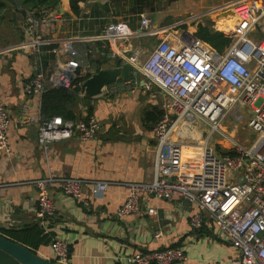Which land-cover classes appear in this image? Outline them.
I'll list each match as a JSON object with an SVG mask.
<instances>
[{
	"label": "built area",
	"instance_id": "1",
	"mask_svg": "<svg viewBox=\"0 0 264 264\" xmlns=\"http://www.w3.org/2000/svg\"><path fill=\"white\" fill-rule=\"evenodd\" d=\"M228 9L236 15L234 27L228 32L219 28L217 24L221 18L218 19L217 15L214 25L232 37V42L222 52L200 38L196 30L175 32L170 26L159 27L151 16L144 13L139 28L133 29L128 23L117 21L92 39L121 41L139 36L155 37V46L146 57L141 50L132 53L113 51L123 63L132 64L148 79L147 87L156 84L166 93L164 114L153 128L158 148L154 176L150 181L127 183L129 195L119 206L118 215L140 214L144 193L169 200L181 197L198 207L190 218L192 229L202 228L205 213H208L223 235L240 251L237 263L264 264V0H231L213 10L218 14ZM49 10L43 9L41 15L35 8L27 10L29 29L45 33L52 31L59 13ZM206 13L198 15L201 16L199 19ZM80 39L83 37L38 38L13 45L61 43L55 51L66 56L53 72L37 71L25 86L26 94L41 96L48 86L71 89L82 84L83 81L74 84L82 68L74 46V42ZM135 83L134 79H121L110 84L108 89L117 92ZM240 102L245 104H238ZM234 106L252 109L248 126L257 132V137L250 146L243 145L222 129L223 119ZM241 117L242 120L246 117L245 110ZM192 118L202 121L200 124L189 123L195 126V132L201 137L188 134L194 129L189 125L184 132L190 139L181 141L179 136L183 132L180 134L179 129ZM18 121L38 125V142L45 150L55 142L74 136L83 141L94 139L101 127L95 116L80 120L64 119L61 115L47 118L42 114L30 115L27 106ZM11 124L8 109L0 101V152L4 154H10L12 150L9 140ZM204 125L210 126L206 137ZM218 135L225 137L229 145L219 149L220 140L212 143ZM198 155L197 169L189 177H184L187 164ZM56 180L49 175L33 181L39 189L38 210L51 221L58 216L51 191ZM59 183L65 195L87 205L90 203L85 195L87 187L94 197L104 195L108 188L105 181L76 176L65 177ZM148 212L153 214L156 208L150 207ZM47 226H44L46 232H51ZM160 235L157 233L156 237ZM50 249V256L40 253L55 264H72L68 239L56 235ZM185 258L184 249L177 246L137 250L126 257L130 264H175Z\"/></svg>",
	"mask_w": 264,
	"mask_h": 264
},
{
	"label": "crops",
	"instance_id": "2",
	"mask_svg": "<svg viewBox=\"0 0 264 264\" xmlns=\"http://www.w3.org/2000/svg\"><path fill=\"white\" fill-rule=\"evenodd\" d=\"M99 1L102 2L100 4L109 2ZM180 1L172 2V5ZM95 2L98 0L81 2L82 12L77 15L71 8L70 0H61L57 8L49 10L59 13V18L48 33L30 30L27 18L16 14L14 8L5 13V19L0 20V101L5 104L12 119L9 130L12 150L10 154L0 152V228H21L35 222L48 225L57 236L68 239L72 264H130L126 257L133 252L164 246L184 249L185 260L175 264H241L237 263L240 251L220 233L211 215H205L202 228L192 229L190 218L198 207L181 197L169 200L144 193L140 214L118 215L119 206L129 195L127 183L150 181L155 171L158 148L153 128L157 117L164 111L166 93L156 84L147 87L148 79L140 71L137 76L130 77L136 80L131 87L117 92L107 87L103 94L91 97L89 104H78V119L95 116L100 121L101 127L94 139L83 141L74 136L55 142L45 150L38 142V125L18 121L24 115L26 106L30 115L42 114L41 96H29L25 92L28 81L39 70L48 74L53 72L66 56L55 51L61 43L13 45L38 38L50 40L82 36L83 39L74 42L82 64L79 78L86 76L91 68L83 61L84 55L92 54L93 58L99 59L113 50L130 53L141 50L145 54L147 46L143 40L146 36L111 41L92 39L98 35L95 33L81 35L75 32L74 23L81 20L84 13H90ZM215 15L221 18L219 25L225 23L234 27V11L228 9ZM109 17L115 18L111 14ZM93 18L88 17L87 20ZM151 18L156 26L163 27L153 16ZM111 23L113 21L104 27ZM69 25L72 30L70 27L66 30ZM139 26L140 21L137 28ZM213 30L220 31L216 27ZM154 46L155 43L152 49ZM8 47L9 50H6ZM107 48L109 51L106 52ZM84 95L82 91L81 96ZM183 127L179 129L180 134L183 132L179 139L186 141L190 138ZM191 127L199 137L195 126ZM197 163L194 158L187 164L184 177H189L197 169ZM49 175L58 179L51 186L58 207V216L52 221L40 214L39 189L33 183ZM69 176L105 181L108 188L104 195L94 197L87 187L85 195L90 199L87 205L62 192L59 180ZM150 207H155L156 212L149 214ZM157 233H161L160 237H156ZM38 252L50 256V246Z\"/></svg>",
	"mask_w": 264,
	"mask_h": 264
},
{
	"label": "trees",
	"instance_id": "3",
	"mask_svg": "<svg viewBox=\"0 0 264 264\" xmlns=\"http://www.w3.org/2000/svg\"><path fill=\"white\" fill-rule=\"evenodd\" d=\"M85 1L87 0H70L71 8L75 14H81L82 8L80 3ZM155 1L158 0H110L109 2L103 4H100V2H95L93 3L90 13H84L82 19L74 23L76 28L75 32L81 35L94 33L100 35L106 24L110 23L111 21L117 22L116 16L118 15L129 14L130 16L133 15L140 17L148 10V8L152 11H155L156 8L152 5V3ZM167 1L174 2L177 0ZM60 3L61 0H0V20L5 19V13L12 8H14L16 14L20 13L23 18H26L27 10L35 8L38 10V15H41L43 9H55L60 5ZM122 8H124V10ZM109 14H112L115 16V18H110ZM88 17L94 18L89 21L87 20ZM225 21L230 22V20ZM220 27L231 29V27L225 23L220 25ZM196 34L221 52L224 51L225 48L232 42V37L225 35L221 31H214L210 26L205 24L199 25ZM23 38L24 35L22 39ZM77 51L79 54L78 49ZM105 51H109V48H107ZM77 58L81 60L79 56ZM83 59L85 63L89 64L92 68H96L97 70H99L101 66L109 60V58L106 56V53L103 58L95 59L92 57V54H88L84 55ZM116 60L119 64L122 62L120 57H117ZM88 76L89 74L76 79L74 84L77 85L80 81H83L84 78H87ZM77 87L71 89L63 86L46 87L41 95L42 116L49 118L52 116L61 115L64 119L80 120L78 119L79 115L77 114L78 104H81L82 102L87 104L90 102L91 97L87 95L82 97L81 92L77 91ZM163 114L164 111L159 114L157 117V122L162 118ZM89 117L90 116H88V118ZM0 232L10 236L15 240L27 244L34 250V252H38L40 249L50 246L52 240L56 236L54 231L46 232L45 227L40 222L27 224L21 228H0ZM53 263L55 264V262Z\"/></svg>",
	"mask_w": 264,
	"mask_h": 264
},
{
	"label": "rangeland",
	"instance_id": "4",
	"mask_svg": "<svg viewBox=\"0 0 264 264\" xmlns=\"http://www.w3.org/2000/svg\"><path fill=\"white\" fill-rule=\"evenodd\" d=\"M228 1L229 0H181L179 3H175L174 5H172V2H168L167 0H158L152 3L156 10L152 11L148 8L146 12L151 13L149 16H153L159 25L170 26L175 32L187 29L197 31L199 25L203 23L214 29L216 15L214 12L215 10L212 11V9L215 6L218 7L219 5H224ZM98 2L102 3L99 0ZM122 9L124 10V8ZM202 13L206 14L202 19H199L201 16L198 15H201ZM191 17H193V19ZM116 20L128 23L133 29H137L140 21L139 16L133 15H118L116 17ZM68 27H70L72 30L71 25L66 26V30ZM12 32L13 31H11L10 33ZM13 34H15V32H13ZM155 41V37H145V39L143 40V44H146L147 46L145 48L146 50H144L145 57L147 56L148 52L152 49V46L154 45ZM243 110H245L246 112V117H244L242 120L241 112ZM251 112L252 109L249 107L234 106L228 110L226 117L222 121V129L228 135H232L236 140L246 146H250L257 137V132H255L248 126V117L249 115H251ZM200 122L202 121L199 118H192L190 122L184 123V126L186 125L189 128V125L192 126V124H200ZM187 127L183 128L188 129ZM203 129V133L206 137L210 126L204 125ZM188 134L198 138V135L193 134L192 130L188 132ZM216 139L220 140V143H218L219 146H217L219 149L221 147L229 145L227 139L223 136H216V138L212 140V143H217ZM195 159L199 160V155L195 157ZM206 214L208 213H205V215ZM220 233L223 235L221 231Z\"/></svg>",
	"mask_w": 264,
	"mask_h": 264
},
{
	"label": "water",
	"instance_id": "5",
	"mask_svg": "<svg viewBox=\"0 0 264 264\" xmlns=\"http://www.w3.org/2000/svg\"><path fill=\"white\" fill-rule=\"evenodd\" d=\"M107 57L109 60L99 70L92 67L88 70L89 76L77 87L78 92L83 91L89 97H96L103 94L110 84L137 76V68L128 62L119 64L114 51L108 52ZM0 264L54 263L39 252H34L27 244L0 232Z\"/></svg>",
	"mask_w": 264,
	"mask_h": 264
},
{
	"label": "bare ground",
	"instance_id": "6",
	"mask_svg": "<svg viewBox=\"0 0 264 264\" xmlns=\"http://www.w3.org/2000/svg\"><path fill=\"white\" fill-rule=\"evenodd\" d=\"M218 26H219V28H221L220 27V25L218 24ZM222 30H226L227 32L230 30V29H228V28H221ZM232 29V28H231Z\"/></svg>",
	"mask_w": 264,
	"mask_h": 264
}]
</instances>
